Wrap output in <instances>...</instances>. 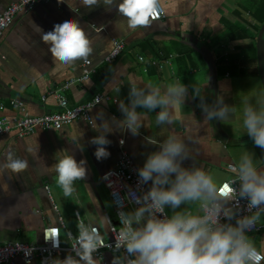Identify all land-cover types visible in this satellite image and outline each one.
Masks as SVG:
<instances>
[{
  "label": "crops",
  "instance_id": "crops-1",
  "mask_svg": "<svg viewBox=\"0 0 264 264\" xmlns=\"http://www.w3.org/2000/svg\"><path fill=\"white\" fill-rule=\"evenodd\" d=\"M13 1L0 0V13ZM119 2L114 0L115 4ZM160 3L165 17L146 28H128L127 18L118 13L115 4L108 8L102 0L95 6L86 5L84 0H50L18 14L5 30L0 42V103L5 108L0 110V116L15 114L8 104L10 99L23 101L28 115L54 111L58 109L57 96L50 91L65 96L70 106L85 103L98 92L111 94L116 102L107 100L92 108V124L78 118L71 124L52 130L39 129L23 138L13 135L0 138V241H39L45 226L58 224L61 214L57 207L53 208L57 205L49 190L56 180L54 164L63 155H73L77 162L86 161V178L74 185L87 198L86 207L77 191L71 197L81 214L104 234H107L104 213L111 202L101 176L120 157L119 139L124 140L123 148L139 170L148 155L159 150V143L153 144L152 140L162 142L176 135L185 142L190 154L182 166L202 167L219 184L232 175L227 165L238 161L245 150L264 164V150L244 132L239 110L243 95H254L264 89V0H160ZM67 19L77 21L92 41L93 52L87 59L97 72L87 81L78 80L84 59L65 64L53 57L50 43L42 40L43 33ZM115 38L124 40L123 52L112 62L104 63ZM139 56L144 58L143 62ZM154 58L170 61L159 68L150 63ZM70 80L76 82L63 88ZM177 80L188 86L189 91L184 105L172 110L174 124L157 126L155 112L138 108L142 124L136 134L118 126L124 118L119 105L129 102L131 85L143 86L151 81L163 86ZM193 85L201 87L208 104L222 96L237 111L227 120L206 122L200 98H193ZM104 121L112 129L105 133L110 141L105 146L110 155L97 160L94 155L97 145L91 141L100 135ZM9 151L27 160V169L17 174L4 168ZM146 185L151 188L152 182ZM55 192L64 202L59 192ZM192 210L197 211L195 207ZM166 212L170 215L172 210L166 208ZM260 223L263 228L259 232L247 235L264 254V216ZM122 256L107 252L106 264ZM97 264H101L99 260Z\"/></svg>",
  "mask_w": 264,
  "mask_h": 264
},
{
  "label": "clouds",
  "instance_id": "clouds-1",
  "mask_svg": "<svg viewBox=\"0 0 264 264\" xmlns=\"http://www.w3.org/2000/svg\"><path fill=\"white\" fill-rule=\"evenodd\" d=\"M84 2L95 6L101 0ZM102 3L108 8L115 4L114 0H102ZM115 6L127 18L130 29L146 28L160 16V0H120ZM42 40L50 43L53 57L65 64L87 60L93 52L91 39L72 19L54 25L52 31L43 33ZM188 91V86L180 80L163 86L151 81L143 86L131 85L129 102L119 105L124 118L118 126L136 134L142 124L138 108L155 112L157 126L172 125L176 122L172 110L184 105ZM192 94L193 98H200L199 106L206 122L227 120L237 111L222 96L208 104L199 86H192ZM239 110L244 132L264 150V89L254 95H243ZM111 130L108 121H104L100 135L91 141L97 145L94 153L97 160L110 155L105 147L110 144L105 133ZM151 143H159V150L148 155L138 176L141 183L151 181L152 186L142 196L133 194L138 207L119 214L120 228L115 234L114 251L123 249L124 255L115 257L112 264H261L264 254L247 232L264 216V164L245 150L233 164L231 186L225 184L226 190H222L212 173L202 167L182 166L190 154L180 137L170 135L162 142L152 140ZM5 159L3 167L13 173L28 167L27 160L11 151ZM85 164L86 161L77 162L70 154L60 156L54 164L56 184L66 198L76 191L75 182L86 178ZM240 199L248 201L250 215L237 217L234 207L229 206L233 201L238 205ZM182 205L185 207L181 209ZM166 208L172 210L170 215ZM77 218L78 235L72 245L75 257L67 255L53 264H97L94 253L102 247H112L105 244L96 227ZM222 218L228 222H221ZM104 219L111 223L108 217ZM233 219L235 224L230 222ZM69 238H72L70 233Z\"/></svg>",
  "mask_w": 264,
  "mask_h": 264
},
{
  "label": "built area",
  "instance_id": "built-area-1",
  "mask_svg": "<svg viewBox=\"0 0 264 264\" xmlns=\"http://www.w3.org/2000/svg\"><path fill=\"white\" fill-rule=\"evenodd\" d=\"M50 0H15L9 3L6 8L0 13V42L3 33L7 28L11 26L15 17L22 13L32 10L39 3H46ZM165 17V10L160 3V16L157 20H161ZM155 20V21H157ZM125 47L124 40L121 38H115L112 40V47L109 53L104 57V63H110L118 58ZM141 62L144 61L142 56H139ZM169 58L163 60L151 59L150 63L162 68L163 65L169 63ZM97 72V68L92 64L91 60L87 59L82 62L81 76L79 81H87L92 74ZM77 80V81H78ZM74 80H70L63 88L69 87L73 84ZM49 93L57 96L58 109L54 111L44 112L40 115H28L26 113V107L23 101L17 99H10L8 104L15 111L13 116H0V138L5 135H13L17 138H23L28 136L39 129L52 130L59 128L63 125L71 124L78 118L86 120L89 124L93 123L91 116V109L99 105L103 101L113 100L114 98L109 93L98 92L94 97L82 104L70 106L65 96L58 95V91H50ZM45 99V96H43ZM5 108V104L0 103V110ZM124 140L119 139L118 147L120 149V157L116 161L113 168L105 171L101 180L105 188L108 191L111 207L113 213L117 218V222L113 221L108 212L104 213V218L108 217L111 223H108L105 219L107 234H104L100 228L93 225L87 217H84L78 208L74 209V218L76 224L79 220H83L86 224H91L96 227L101 236L104 239L106 245L112 247H102L97 253H94V258L100 261L101 264H106L105 254L107 252L120 253L124 255V250L119 252L114 251L115 234L119 231L120 220L119 214L121 212H128L134 210L138 205L132 199L133 194L136 196H142L150 188L146 183H141L138 176V169L123 148ZM233 164L227 165V169L232 173ZM232 175L221 182L220 188H224L225 184L230 185ZM231 186V185H230ZM239 187V184L235 185ZM48 191V186H45ZM248 201L240 199L238 205L235 201L231 202L229 206H233L237 217L250 215L247 209ZM56 210V206H53ZM255 211V210H253ZM167 213V212H166ZM221 222L225 221L223 218ZM235 223V219L230 221ZM65 228V224L61 216L58 215V224L45 226L41 230V236L39 241H19V240H3L0 241V264H53V261L63 260L67 255L75 257V253L72 249L74 238L78 235L77 232L66 230L65 234L62 233V229ZM263 228L261 223L255 225V227L248 233H257ZM69 233L72 238H69Z\"/></svg>",
  "mask_w": 264,
  "mask_h": 264
},
{
  "label": "rangeland",
  "instance_id": "rangeland-1",
  "mask_svg": "<svg viewBox=\"0 0 264 264\" xmlns=\"http://www.w3.org/2000/svg\"><path fill=\"white\" fill-rule=\"evenodd\" d=\"M53 186L50 188L51 190H49V194L54 198L55 202H56V207L58 208L59 213L61 214L63 221L65 223L66 228L62 229L63 234H65L66 230H73L74 232H77V224L75 222V218H74V209L78 207V205L76 204V202L74 201V199H72V197H65L63 195L62 189L56 184V180L53 182L52 184ZM55 190H57V192H59L60 196H62V199L64 202L61 201L60 197H57V193L55 192ZM78 192V195L81 199V201L84 203L83 206L84 208L86 207V197L84 194H81V192H79L78 190H76ZM106 210L108 211V213L110 214L111 218L113 221L117 222V218L115 216V214L113 213V210L111 209L110 205L107 204L106 205ZM101 227V224H98Z\"/></svg>",
  "mask_w": 264,
  "mask_h": 264
}]
</instances>
